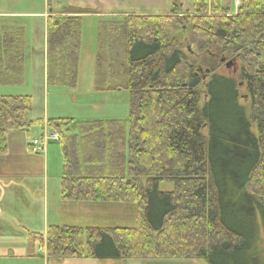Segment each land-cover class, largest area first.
Here are the masks:
<instances>
[{"label":"trees","instance_id":"obj_1","mask_svg":"<svg viewBox=\"0 0 264 264\" xmlns=\"http://www.w3.org/2000/svg\"><path fill=\"white\" fill-rule=\"evenodd\" d=\"M176 1L167 15L99 26L95 91L128 92V120L47 122L64 148V201L137 211L132 228L49 226L50 260L264 264V0L236 12L193 0L187 13ZM71 10L48 20L49 87L77 83L80 15L94 12ZM184 26L204 51L198 66L183 54ZM27 48L25 28H0V86L24 84ZM222 59L236 72L220 73ZM32 109L30 95H0V156L8 133L43 125L28 120Z\"/></svg>","mask_w":264,"mask_h":264},{"label":"crops","instance_id":"obj_2","mask_svg":"<svg viewBox=\"0 0 264 264\" xmlns=\"http://www.w3.org/2000/svg\"><path fill=\"white\" fill-rule=\"evenodd\" d=\"M72 1L80 3L83 0ZM166 1L167 3L165 2L163 4L166 9L163 10L162 15H167L169 13L168 10L173 7L172 0ZM224 2L226 8H231V6L228 7L229 4L227 0H224ZM46 3L47 10L45 9L42 12L18 14L0 12V28L6 25L18 24L11 19L13 18V15L32 16V19L34 20V37L32 38L35 42L39 40L42 41V49L36 44L32 47L27 44L28 65L24 76V84L20 86H11V88H16L18 90L27 85L32 86L35 94H30L33 99V109L29 115L30 119L28 120H42L43 125L33 127L29 132L16 131L8 133L7 153L0 156V234L5 233L4 231L8 228L17 232L20 236H15L14 242H11V244L17 246L16 250L23 251L20 253L23 257L27 256L28 258H34L35 254L34 252L25 253L26 250L33 249V251H35L36 247L40 244H45L46 246L45 240L49 226L69 225L65 220V215L87 218L89 214L88 210L97 207H105V205L96 204L94 202L87 203L63 200V146H57L55 142H52L44 148L43 152L38 153L33 150V139L51 131L47 123L49 119L70 118L60 110H52L50 112L49 105L47 106L45 102L46 93L49 94V92H56L50 91L47 81L48 20L52 17V10L56 12L57 9H60L58 7L61 6L58 5L56 1L50 4L49 1L46 0ZM98 3H100L99 6H101L102 11L96 12V8L93 7L91 10L95 11V13L93 15H84L85 18L98 17L105 20L107 17L126 14L120 10L121 4H119V0H106V2L105 0H97L96 4ZM106 6H111V9L114 10H106ZM81 8L84 9L86 6L81 5ZM27 42H29L28 35ZM32 62L33 64L31 65ZM60 92L66 91L60 90ZM17 93L19 92L1 95H24ZM57 94L58 96H64L62 93ZM38 96L41 98L39 102L36 100V97ZM94 96L99 99V102L105 100V93H96ZM75 100L73 99V101ZM63 103L65 105L67 102L63 101ZM34 129H37V131L32 135L31 133ZM76 134L79 135V133ZM97 221H100L105 226L98 227L96 224L89 223L87 225H76L75 227L111 229L109 227L111 224H105L107 222H105L104 218L103 220ZM96 261L97 260L75 261L77 263L70 264H98ZM63 262H68V260H64Z\"/></svg>","mask_w":264,"mask_h":264},{"label":"rangeland","instance_id":"obj_3","mask_svg":"<svg viewBox=\"0 0 264 264\" xmlns=\"http://www.w3.org/2000/svg\"><path fill=\"white\" fill-rule=\"evenodd\" d=\"M176 0H172L174 4ZM57 3L59 6L56 12L52 10L51 20H61L62 18H68L72 16L70 14H65L62 12L72 11L71 9H80V10H91L96 8V12H101L102 8L100 3L96 4L97 0H83L79 4L72 0H61ZM106 2V0H105ZM167 3L166 0H119V4H121V12L126 13L125 15L115 16V17H107L104 19L98 17H90L85 18L84 15H80L82 19L81 21V31H82V39H81V50L79 54V65H78V77L75 88H57L50 87V91L46 93V105H49L50 112L52 110H60L66 116L73 119L72 124H77L79 127V123L85 121H109V120H128L130 116V94L128 92H105V100L99 102V99L94 95L97 93L95 91V75L97 68V52H98V35H99V26L104 22L115 21L119 19V17H126L129 15H162L164 8L163 4ZM192 2L193 0H178L175 4L178 3L181 7L183 13L190 12L192 10ZM228 7L231 11H236V3L238 7L241 3V0H227ZM223 6H226L224 0H222ZM78 4V5H77ZM172 4V6H173ZM82 6H86V8L82 9ZM79 6V7H76ZM106 10H114L111 9V6H106ZM130 7V8H129ZM70 8V9H69ZM47 10L46 0H0V12H6L11 14L18 13H30V12H42ZM172 9H169L170 13ZM92 11V10H91ZM95 11H93L95 13ZM168 13V14H169ZM183 13H181L183 15ZM93 15V14H92ZM11 18L18 24L14 25H6L3 28H26L27 35L29 37V44L31 47L36 44L40 49H42V41H34L32 37L33 35V24L34 20L32 16H18L13 15ZM29 17V18H27ZM74 17V16H72ZM104 20V21H103ZM103 21V22H102ZM20 24V25H19ZM23 25V26H21ZM189 28L184 26V30H180L177 32V35L180 36V39L183 43L182 51L183 54L196 66L199 65L202 60L203 52L201 49V44L198 39L192 36L189 32ZM101 31V30H100ZM193 42V44H191ZM191 48L192 53L188 50ZM28 49V48H27ZM28 60V59H27ZM26 60V68L28 61ZM231 61V60H230ZM228 62V61H227ZM33 62L31 63V65ZM26 70V69H25ZM235 67H231L227 69L224 65L220 69V73L231 75L235 73ZM26 73V71H25ZM40 76V75H38ZM39 80V77H38ZM60 90H65L66 92H60ZM19 92L17 94L24 95H32L35 94L32 86H25L20 89L0 86V95L1 94H13ZM57 93H62L64 96H58ZM108 95V96H107ZM108 97V98H107ZM110 97V98H109ZM37 101H40V96L36 97ZM73 99L75 101H73ZM64 102H67L64 105ZM73 101V102H72ZM98 106V107H94ZM31 113V112H30ZM28 114L27 118H29ZM37 129L32 130V135H34ZM72 134L79 133V130L72 131ZM57 146H62L60 142L56 143ZM161 191H170L173 189V184L170 182H162L160 184ZM105 205L104 208H92L89 211L87 218H79V217H71L65 215V220L69 225L73 226L81 225V224H96L98 227L105 226L103 223L97 220H105V224H111L109 227L113 228H132L137 224V211L136 206L132 204H124V203H96ZM106 229V228H105ZM110 230V229H109ZM5 233L0 234V264H70L77 263L75 261H94V259H80V260H68V262H63L64 260H50L47 257V246L39 245L36 247V250H26L25 253L34 252V258H28L27 256L23 257L20 253L22 250H16L14 244L15 236H20L17 232L8 228L4 231ZM5 238V239H4ZM9 240V241H7ZM19 252V253H17ZM98 264H207L204 260H148L141 261L136 259H125V260H106L99 261Z\"/></svg>","mask_w":264,"mask_h":264},{"label":"built area","instance_id":"obj_4","mask_svg":"<svg viewBox=\"0 0 264 264\" xmlns=\"http://www.w3.org/2000/svg\"><path fill=\"white\" fill-rule=\"evenodd\" d=\"M239 4V3H236ZM60 138L56 132L45 133L43 136L35 139L32 142L33 148L36 152H42L50 142H59Z\"/></svg>","mask_w":264,"mask_h":264},{"label":"water","instance_id":"obj_5","mask_svg":"<svg viewBox=\"0 0 264 264\" xmlns=\"http://www.w3.org/2000/svg\"><path fill=\"white\" fill-rule=\"evenodd\" d=\"M188 50L190 51V53H192L190 47L188 48ZM221 62H222V63H225V66H226L227 69H230L231 67H234V65H235V62H234V61H228V62H227L226 60L222 59ZM235 72H236V70H235Z\"/></svg>","mask_w":264,"mask_h":264}]
</instances>
